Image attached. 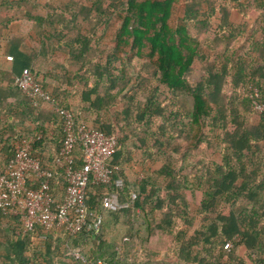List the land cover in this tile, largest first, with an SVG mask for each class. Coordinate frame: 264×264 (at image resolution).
Here are the masks:
<instances>
[{"label":"trees","instance_id":"1","mask_svg":"<svg viewBox=\"0 0 264 264\" xmlns=\"http://www.w3.org/2000/svg\"><path fill=\"white\" fill-rule=\"evenodd\" d=\"M178 6L180 17L172 23ZM233 9L242 16L238 26L229 23ZM215 12L220 34L210 39L205 35ZM113 16L119 27L108 46L102 42V29ZM12 23L24 36L8 42L21 72L30 68L56 104L71 111L77 128L94 111L95 129L117 138L120 148L109 163L111 181L90 186L86 204L100 209L103 196L116 192L128 205L108 215L112 223L126 226L127 241L116 251L101 234L71 236L37 226L17 235L16 219L0 211V264H92L97 257L108 264H136L131 258L136 245L153 258L159 252L174 253L179 264H264V112L257 124L248 119L255 111L254 90L264 103V0H0V33ZM26 39L33 47L26 46ZM240 41L248 44L245 52L237 47ZM207 50L217 51L216 58L199 81L191 82L193 63L207 60ZM127 71L135 73V81ZM49 72H58L51 92L40 76ZM14 79L0 72V81L7 84L0 99L14 92L31 107L26 116L10 119L7 129L16 136L34 110L44 111L33 108ZM62 85L64 94L66 89L82 93L74 112L62 97ZM4 110L10 111L6 106ZM50 110L53 146L44 152L38 149L41 143L31 155L55 170L63 121ZM36 117L31 118L34 128L44 130ZM21 133L18 139L33 132ZM72 156L79 167V144ZM153 162L158 167L146 172L132 201L131 183L122 168ZM119 178L121 188L115 185ZM61 186V179H53L56 200ZM198 193V208L190 216L188 198ZM138 215L145 225L140 242L132 227ZM229 241L233 246L227 251L224 244ZM80 246L85 252L78 257L50 256Z\"/></svg>","mask_w":264,"mask_h":264},{"label":"built area","instance_id":"2","mask_svg":"<svg viewBox=\"0 0 264 264\" xmlns=\"http://www.w3.org/2000/svg\"><path fill=\"white\" fill-rule=\"evenodd\" d=\"M6 59L11 61L12 57ZM14 82L33 106L46 104L59 114L64 137L53 159L55 170L44 168L40 160L31 155L33 141L21 139L16 142L12 157L0 173V211L16 219L19 224L17 235L33 232L37 226L44 231L65 230L71 236L81 232L100 235L103 212L116 211L119 205L111 194H107L101 200L100 209H90L86 204L87 193L92 185L110 183L112 169L109 163L120 148L117 138L85 124L77 128L71 111L56 104L30 69L22 70ZM254 92L251 104L261 114L264 103L258 101L257 91ZM78 144L81 165L75 167L72 154ZM55 178L63 181L59 200L55 199L51 188ZM233 241L226 242L224 249L229 251ZM92 264L108 263L97 257Z\"/></svg>","mask_w":264,"mask_h":264},{"label":"crops","instance_id":"3","mask_svg":"<svg viewBox=\"0 0 264 264\" xmlns=\"http://www.w3.org/2000/svg\"><path fill=\"white\" fill-rule=\"evenodd\" d=\"M15 1V0H13ZM220 20V19H219ZM242 21V16L238 14V12H236L234 9L231 10L230 12V16H229V23L231 25L234 26H238L241 24ZM248 24L250 26L253 25V21L250 19L247 21ZM31 37H35L34 33H31ZM259 33H256L255 37H258ZM22 38L24 36H21L20 32H19V27L16 23H12L7 30H2L0 33V72H4L7 73L10 77L14 78L16 76H18L21 73V66L17 61L11 60V61H7L6 57H12L14 56L13 54V47H11L8 42L13 39V38ZM25 39V38H23ZM26 46L29 48L32 45H30L29 40L26 39L25 41ZM33 47V46H32ZM21 51L24 54L28 53V49L26 50V48H20ZM27 69V68H26ZM30 69V68H28ZM12 70L16 71L18 73V75H15L12 73ZM24 70V69H23ZM42 77V80H44V82L47 83V85L49 87H47L48 91L51 92L50 90V86H52L53 81L56 80V76H58V72H49V74H41L40 75ZM6 83L0 81V89L4 90V88L6 87ZM10 91L13 90V88H9ZM12 92V91H11ZM61 92H62V97L65 99V101L67 102L68 107H70V109L74 112L76 111L77 108V103L80 100V97L82 95L81 91H76V90H71V89H66L65 90V94H64V85L61 86ZM13 95L5 98V100L0 99V104L3 105L4 108L0 107V170L5 166L6 162L8 161V159L11 157V154L14 150V145L16 144V142L18 140L19 136H21L22 131L24 132V130H32L33 133H29L28 134V138L31 141H33L32 144V151H34L36 149V147L42 144L41 149L44 152H48L50 150V148L53 146L54 143V137L56 136L55 134V130L53 128V119L49 117V115L47 114L48 112H50V106L46 105V104H40L39 106H37L39 109H41L42 111H44L43 113H39L37 110H34V113L31 115V117L29 118V120H27L26 124L27 126L21 127L17 129V133H19V135H14V133L11 131L9 132V130L7 129V125H9V121L11 118H13L14 116H26V111L27 109L31 108L29 106V104L27 103V101L22 100V98L18 95L15 94L14 92H12ZM3 96V95H2ZM27 100V99H26ZM5 106L8 108L7 113H5ZM37 107H33V108H37ZM37 114V115H36ZM36 120H38L39 122H43L44 124V130H36L34 127V124H32V117L35 118ZM96 119V115L95 112H91L90 114H88V119L87 121L84 123L85 125L95 128V121ZM13 120V119H12ZM14 121V120H13ZM53 142V143H52ZM45 166H51L50 164H47ZM158 167V164L153 162L147 165H140L139 163H137V165L133 166L132 168H122L123 172L126 174V176L128 177V179L130 180L131 183V200L134 201L137 198V193L139 192V189L137 187V184H139L144 175L146 174V172H148L150 169H156ZM123 182L122 179L119 178L117 180H115V185L117 187L122 186ZM108 194H111L114 198V200H116L117 204L119 205V208H124L127 207V203H121L119 200V196L116 192H110ZM132 195H135V199H132ZM109 212H103V223L104 221H106V216L107 218H109L111 220V217L108 215ZM139 219L133 221V234H135L136 237V241L140 242V239H142L145 235L140 234V231H142V233H145V225L143 223V220L140 219V216L138 215ZM113 222V221H112ZM121 223H118V226ZM123 225V224H121ZM104 226V225H103ZM126 231L125 234L127 233V228L126 226H124ZM119 229L117 228L116 231H114V229H111V231H109L108 227H106V225L104 227H102L101 230V237L102 240L105 241L106 244H108V246L110 245V248H113L114 250H118V246L115 244V240H116V236H114L115 233H119ZM125 234L123 235V240L124 242L127 241V239L124 237ZM115 244V245H114ZM89 248V247H88ZM84 247L82 248L77 247L75 249V251L73 252L74 255L77 257L79 256L80 252H85L84 251ZM87 249V247H86ZM88 250V249H87ZM137 250L141 253L143 252V254L146 256L145 261H148V257H149V252L146 250H142L141 248H139L136 245V249H135V253L137 252ZM134 253V254H135ZM134 254L131 255V258L135 261L136 260V264L139 262L141 264H143L145 261H138L136 258H134ZM142 254V255H143ZM143 255V256H144ZM144 256V257H145ZM150 258V257H149ZM128 261V260H127ZM138 263V264H139Z\"/></svg>","mask_w":264,"mask_h":264},{"label":"rangeland","instance_id":"4","mask_svg":"<svg viewBox=\"0 0 264 264\" xmlns=\"http://www.w3.org/2000/svg\"><path fill=\"white\" fill-rule=\"evenodd\" d=\"M38 1L44 2L45 0H38ZM214 1L216 3H219V4H220V1L225 2V0H214ZM180 13H181V9L178 6L176 8L175 14L172 18V21H171L172 23L176 22L179 19ZM219 19H220V16H219L218 12H215L214 14H212L211 18L209 19V23H210L209 30L205 36L212 39V37L218 36L220 34ZM118 27H119V20L116 16H113L108 21H106V24L104 25V27L102 29L103 34H104V39L102 40V42L106 43L108 46L112 45L113 44L112 39L114 38ZM237 47L240 48L241 52H245L246 48L248 47V44L246 41L245 42L240 41V42H238ZM216 54H217V51L211 52V51L207 50V55L205 54V56H203V58L207 56V58H208L207 60L197 59L193 63V72H192V75L190 76L191 82H197L204 76V74H205L204 71L207 67V64L215 60ZM128 55H130V54H128ZM131 56L132 55H130L129 57H131ZM131 61L134 65L135 64L138 65L137 59H131ZM219 67H220V64H216V68H219ZM127 73L129 75H131L130 77L132 78V81H135V73L133 71L131 73H129V71H127ZM227 90H229L228 87H226V91ZM240 92L243 93L242 88H241ZM243 95H245V91H244ZM161 99H163V96L161 97ZM258 117H259V113L255 112V111H253V113L251 115H248V119L250 120V123H252V124H257ZM215 161H218V158H215ZM199 201H200L199 193L197 194V197L191 196V198H188V209H189L190 216L195 215V211L198 208ZM103 225L104 226L106 225V227H108L109 231H111V229H114V231H116L117 228L120 230L119 233H115L114 236H116L115 237L116 238L115 244L118 247L122 246L124 243L123 235L125 234V231H126L124 225L119 224V226H118V224L112 223V220L107 218V216H106V221H104ZM103 225H102V227H104ZM196 225L198 227V222H197V224L195 223V226ZM140 234L145 235V233L144 232L142 233V231H140ZM75 249H70V250L68 249V251H66L65 254H64V250H62V253H61V249H59L56 253H54V252H53L54 254L51 253L50 256H54L57 259L64 260V255L74 256L73 252L75 251ZM194 249L196 250L198 248H194ZM142 254H143V252L140 253L137 250V252L134 254V258H136L138 261H145L146 256L143 254L145 256L144 257ZM148 259L149 260L145 261L143 264H179L174 253L167 254L165 252H159L154 258L150 257ZM139 264H141V263H139Z\"/></svg>","mask_w":264,"mask_h":264}]
</instances>
